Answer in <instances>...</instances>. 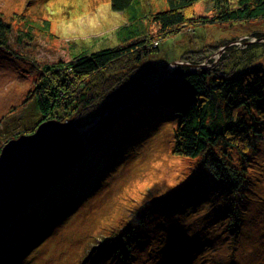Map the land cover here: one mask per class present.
Listing matches in <instances>:
<instances>
[{"label":"rangeland","instance_id":"374dc122","mask_svg":"<svg viewBox=\"0 0 264 264\" xmlns=\"http://www.w3.org/2000/svg\"><path fill=\"white\" fill-rule=\"evenodd\" d=\"M165 1L143 3L155 13L166 8ZM25 17L37 21L32 34L25 31ZM0 19L16 28L9 39L11 49L0 47L2 149L7 139L16 138L29 118H38L32 91L41 73L32 60L49 63L116 46V31L126 23V17L112 9L111 0H0ZM44 19L51 22L49 30L42 29ZM157 35L151 43L157 53L141 61L119 59L94 74L96 89L88 98L91 106H81L69 116L68 121L89 130L84 134L89 144L87 154L125 118H136L142 126L131 131L132 141L125 140L123 149L108 158L97 187L61 220L54 235L31 250L23 264H264V111L239 109L250 124L254 148L245 156L235 149L227 150L237 165L248 168L249 191L247 198L242 195L239 205L252 207L242 214L243 223L235 237L226 230L228 219L222 215L226 208L229 212L232 197L223 189L216 192L208 174L203 179L208 202L195 209L178 210L177 202L170 198L196 174L200 159L175 154L179 117L173 109H159L153 115L155 111H150L144 99L133 100L146 90H151V95L159 93L160 83L170 84L188 71L210 69L212 74L217 70V74L232 75L259 68L264 73V20L188 24L168 35ZM150 82L157 85L148 88ZM260 104L264 107V99ZM106 107L111 108L99 117L97 113ZM223 147L219 143L215 149ZM146 200L150 202L144 208L149 210L144 215L143 238L125 261L106 249L102 241L111 229L125 226Z\"/></svg>","mask_w":264,"mask_h":264},{"label":"trees","instance_id":"16d2710c","mask_svg":"<svg viewBox=\"0 0 264 264\" xmlns=\"http://www.w3.org/2000/svg\"><path fill=\"white\" fill-rule=\"evenodd\" d=\"M165 2V9L153 13L149 8L146 9L143 0H111L112 9L126 17V23L116 31L118 45L83 52L76 56H66L49 63L33 59L34 65L41 73L40 80L32 91L38 118L36 120L29 118L15 137L34 132L44 120L68 121L69 116L76 114L81 106L90 107L91 102L88 98L96 89V84L92 80L93 75L119 59L133 57L136 61H141L151 53H157L155 47L151 46L155 34L168 35L182 30L188 24L197 26L215 22L264 20V0ZM25 18L24 28H27L25 31L32 34L31 31L35 32L37 21ZM41 23L43 30L50 29L49 19H44ZM15 30L11 22L0 19V47L11 49L9 39L10 37L12 39ZM151 83L146 86L150 88L157 82ZM151 93V90H146L133 100L144 99L150 111H155L153 115L160 112L159 109L165 111L168 108L173 109L179 117L175 154L191 160L200 159L196 174L170 199L177 202L178 210L195 209L196 206L205 204L208 201L204 180L208 174L216 187V192H223L221 190L223 189L232 197L229 212L226 208L222 215L228 219L226 230L236 237L242 226L239 224L243 223L242 214L252 208L247 209V206L241 208L239 205L242 195L246 194L247 198L249 191L248 168L242 163L237 165L227 150L235 149L240 155L245 156L254 148L250 124L240 110L255 108L258 113L264 111L263 104H260L264 99L263 69H244L232 75L217 74V70L212 74L210 69L188 71L184 77L176 78L170 84L163 81L159 93L153 95ZM111 107L100 110L98 116L108 112ZM130 117L125 118L120 126L103 136L98 146L92 148V152L87 154L88 156L75 166L71 173L32 201L3 231L0 235V264L26 262L31 250L51 237L61 220L73 213L84 195L97 187L105 175L108 158L123 149L122 143H125V140L132 141L131 131L133 129L137 131L142 126L136 118ZM8 140L10 139L6 142ZM219 143L224 144L222 150L215 149ZM169 197L170 195L164 197L160 203ZM198 198L201 200L198 203L192 201L193 199L197 201ZM149 202L146 200L142 208V205L139 206L125 226L110 230L102 241L106 244V249L125 258V261L132 257L133 249L143 238L141 234L146 225L144 215L149 210L144 208ZM239 208L241 210H238ZM64 210L69 212L63 215Z\"/></svg>","mask_w":264,"mask_h":264},{"label":"water","instance_id":"95a60500","mask_svg":"<svg viewBox=\"0 0 264 264\" xmlns=\"http://www.w3.org/2000/svg\"><path fill=\"white\" fill-rule=\"evenodd\" d=\"M80 130L72 120L47 119L34 132L10 139L2 147L0 235L34 199L58 183L87 155L89 144L84 134L89 130Z\"/></svg>","mask_w":264,"mask_h":264},{"label":"bare ground","instance_id":"6f19581e","mask_svg":"<svg viewBox=\"0 0 264 264\" xmlns=\"http://www.w3.org/2000/svg\"><path fill=\"white\" fill-rule=\"evenodd\" d=\"M243 41H244V40H243ZM241 43H242V42H241ZM86 129H87V126H84V127H82V130H80V131L83 132V131L86 130ZM63 178H65V177H63ZM63 178H62V179H63ZM62 179H61V180H62ZM61 180H60V181H61ZM60 181H59V182H60ZM56 184H57V183H56ZM56 184H55V185H56ZM55 185H53V186H55ZM53 186H52V187H53ZM52 187H51V188H52ZM51 188H49L47 191H49ZM47 191H45L44 193H46ZM44 193H43V194H44ZM43 194H42V195H43ZM42 195H40V196H42ZM40 196H39V197H40ZM37 198H38V197H37ZM28 206H29V205H28Z\"/></svg>","mask_w":264,"mask_h":264}]
</instances>
